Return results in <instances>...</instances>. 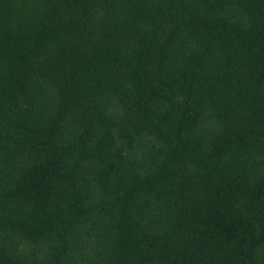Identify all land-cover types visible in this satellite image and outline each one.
Returning <instances> with one entry per match:
<instances>
[{
	"label": "trees",
	"instance_id": "1",
	"mask_svg": "<svg viewBox=\"0 0 264 264\" xmlns=\"http://www.w3.org/2000/svg\"><path fill=\"white\" fill-rule=\"evenodd\" d=\"M0 264H264V0H0Z\"/></svg>",
	"mask_w": 264,
	"mask_h": 264
}]
</instances>
